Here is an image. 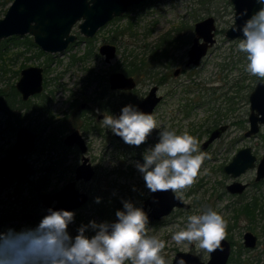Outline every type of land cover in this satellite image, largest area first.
Masks as SVG:
<instances>
[{
    "label": "rangeland",
    "instance_id": "obj_1",
    "mask_svg": "<svg viewBox=\"0 0 264 264\" xmlns=\"http://www.w3.org/2000/svg\"><path fill=\"white\" fill-rule=\"evenodd\" d=\"M8 1L0 0V18L13 0L6 6ZM206 16L216 19V42L201 64L191 67V78L187 76L189 73L170 76L166 86L170 94L155 118L161 127H169L177 133L187 131L198 139L199 146L206 138L205 130L213 128L218 121L228 123L229 128L207 152L204 151L210 154L211 159L203 162L196 183L184 192V200L191 205L189 211L174 209L159 223L149 221V234L166 242L164 253L168 264H171L177 252H192L206 262L209 254L198 252L195 245H177L171 235L186 224L189 215L212 208L227 221L225 239L231 243L227 264H264V211L259 212L257 209L264 203V183L259 187L250 185L240 195L232 194L225 187L233 178L222 167L231 160L237 149L245 146H249L258 158L264 154V125L255 137L243 136L248 128L251 76L245 71V54L237 50L240 39L229 40L224 36V31L233 22L229 0H147L129 6L124 14L110 20L90 38L82 36L78 24H75L71 32L77 39L61 53H41L37 45L36 48L24 50L20 45L18 52L21 51V54L12 58V51L4 54L5 60L2 63L5 69L4 73L0 71V88L7 91L9 85H14L19 77L15 72L19 73L25 66H40L43 69V80H46L43 91L28 100V104H35L36 107L43 104V107H21L15 115L17 120H21L18 122L21 125L17 124L16 129L26 126L37 136L38 141L34 150L28 154L27 161L35 170L32 180L43 173L49 175V184L40 191L42 194L54 193L66 182L73 180L74 171L71 168L80 163L79 151L72 147L62 148V141L59 140L76 128L85 139L86 155L95 175L90 181H76V187L86 192L91 200L73 211L74 221L68 225L71 236L76 235L81 224L87 225L90 220L99 223L115 218L113 215L107 219L97 213L105 206L108 208L109 203L122 209L121 201L126 199L142 207L143 200L150 192L135 164L143 163V153L158 139V130H154L146 143L139 147L118 142L110 129L102 127L101 120L104 114L113 115L114 111H121L123 106L129 105L127 100L119 93H112L109 97L117 104V108L111 113L95 107L89 100L103 91L107 84L104 76H108L113 67L122 71L125 60H135L136 57L151 62L152 52L160 49L158 46L165 41L163 38L173 39L177 35L178 43L171 48L175 59L171 71L183 67L190 46V34L193 37L194 23ZM174 28L180 29L176 32ZM110 42L116 46L117 51L111 62L106 63L98 50L102 44ZM148 82L144 80V84ZM255 83L253 81L251 87ZM138 90L141 93L144 91L141 87ZM186 101L191 103L187 116L184 115ZM5 119L6 116L0 112V158L7 153L15 139V136L1 132L5 127ZM85 119H91L96 130L82 131L79 125ZM51 120H62L68 129L62 135L55 136ZM48 135L51 138L48 139ZM231 139L236 141L233 146ZM60 168L64 169L62 173L58 171ZM254 175V170H248L237 180L242 183L252 182ZM3 179L0 174V230L25 228L2 223L1 219L8 214L17 215L16 220H22L24 214L30 213L31 223L37 225L46 210L41 200L35 207L27 205L26 208L23 200L31 197L26 190L27 185H18L15 178ZM255 188H261L263 203H257L256 209L252 212L250 208L251 212L247 214L244 211L246 205L251 206L253 195L259 192ZM96 197H100L99 203ZM144 211L147 214V210ZM253 214L254 219L250 216ZM246 231L252 232L257 238L253 248L243 245V234ZM86 234L91 236L94 233L88 231Z\"/></svg>",
    "mask_w": 264,
    "mask_h": 264
},
{
    "label": "clouds",
    "instance_id": "obj_2",
    "mask_svg": "<svg viewBox=\"0 0 264 264\" xmlns=\"http://www.w3.org/2000/svg\"><path fill=\"white\" fill-rule=\"evenodd\" d=\"M251 15L247 9L242 24L232 30L242 33L237 50L245 54V71L264 81V0ZM99 112V110H97ZM102 127L122 138L124 143L139 147L157 131V142L143 153V163L135 167L151 193L171 192L176 200H184V192L197 181L203 162L211 159L202 152L199 141L187 131L177 133L161 127L155 116L133 105H125L120 114H104ZM100 202V197L95 198ZM112 222L90 220L81 224L75 236L68 232L74 212L47 209L34 227L0 230V264H168L166 242L149 234V218L142 207L122 200ZM155 202V201H154ZM227 221L212 208L189 215L183 227L174 231L177 245H195L198 252L212 254L223 251ZM94 234L89 236L86 232ZM183 264V261L180 262Z\"/></svg>",
    "mask_w": 264,
    "mask_h": 264
},
{
    "label": "water",
    "instance_id": "obj_3",
    "mask_svg": "<svg viewBox=\"0 0 264 264\" xmlns=\"http://www.w3.org/2000/svg\"><path fill=\"white\" fill-rule=\"evenodd\" d=\"M144 0H13L3 17L0 18V41L10 36L30 35L33 42L44 52L49 54L61 53L66 47L77 39L72 28L78 24L79 33L85 38L94 36L98 29L107 24L114 17L121 16L129 6L137 5ZM233 9V23L225 31L227 39H241L242 33L232 30V25L242 24L246 17H240V13L247 9L248 14L260 7L255 0H229ZM214 19L209 16L197 22L194 26L195 37L188 51V64L198 65L200 59L206 54L207 49L214 43L213 30ZM203 41L200 42L199 39ZM99 54L104 56L106 62L114 58L116 47L111 44H103L99 47ZM110 88L133 87V81L120 72H113L109 76ZM16 90L22 100L39 93L42 90V68L29 66L20 70V77L15 83ZM250 113L248 116L249 130L245 136L255 134L260 124H264V82H258L249 95ZM157 98L154 97V89L138 105L137 109L151 113ZM119 115V114H118ZM116 115V116H118ZM225 126L212 131L209 138L202 144L204 149L207 145L220 136ZM117 138L121 137L115 135ZM34 135L28 129L21 127L9 153L0 159V174L3 177L16 176L18 181L25 180L33 169L28 165L26 154L33 147ZM64 144H76L82 152L81 163L76 168L75 178L89 180L93 175L88 158L84 156L86 145L77 130L67 135ZM255 157L250 148L239 150L232 160L224 167V171L232 177H237L248 168L254 166ZM264 177V158L260 161L256 172V181ZM244 184L233 182L227 186L230 193H241ZM56 203L51 206L53 201ZM87 201V195L75 189L74 182L67 183L60 191L53 195L46 194L43 204L53 210L72 211ZM155 201V202H154ZM150 205L149 220H159L167 216L174 208L187 209L189 205L181 200L173 198L169 192L151 193L144 202L143 208ZM47 214V212H46ZM199 214V213H198ZM115 219L109 221L112 222ZM243 244L247 248L256 245V236L247 231L243 235ZM223 251H215L204 262L190 252H177L171 264H227L231 252V244L225 239L222 242Z\"/></svg>",
    "mask_w": 264,
    "mask_h": 264
},
{
    "label": "flooded vegetation",
    "instance_id": "obj_4",
    "mask_svg": "<svg viewBox=\"0 0 264 264\" xmlns=\"http://www.w3.org/2000/svg\"><path fill=\"white\" fill-rule=\"evenodd\" d=\"M144 1H147V0H144ZM143 2V1H142ZM141 3V2H140ZM231 4V3H230ZM233 10V9H232ZM233 15H234V13H233ZM207 17H209V16H206L205 18H207ZM211 17H213V16H211ZM204 18H202V19H200V20H198V21H196L195 23H194V26H195V24L197 23V22H199V21H201V20H203ZM213 19H214V25H215V29L213 30V38H214V43L211 45V46H209L208 47V49H207V52H206V54L200 59V62H199V64L198 65H196V66H194V65H192L191 63L190 64H188V51H189V49L191 48V46H192V44H193V39H194V37H195V32H194V26H193V37H192V35L190 34V36H189V38L191 39V41H190V46H189V48L187 49V51H186V61H185V63H184V66L183 67H177L176 69H174L173 71H171V69H172V66L174 65V61H175V59H174V54H173V51H171L172 49V46H174L175 45V43H178V37H177V35L175 36L176 38H173V39H170V38H163V40H165V41H163V44L162 45H159L158 47H160V49H158L157 48V50H154L153 52H152V55H151V58H150V61L151 62H147V60H145L144 58H135V60H130V61H128V59L127 60H125V64H124V66L122 67V71H118V70H115L114 68L115 67H113V71H111L109 74H108V76L106 75V76H104V78H105V82H107V84L105 85V87H104V89H103V91L102 92H100L99 93V95H97V96H95V97H93V98H91V100H89L95 107H98L99 109H101V110H104V111H106V112H108V113H111V112H113V110H115L116 108H117V104H115V102H113V101H111V98L109 97L112 93H119L122 97H124V99L125 100H127V103H129L130 105H133V106H135L136 108L138 107V105L144 100V98L149 94V92L152 90V89H154V97L155 98H157V102H156V104L154 105V107H153V109H152V112H151V114H153L154 116H156L157 114H158V109L160 108V106L161 105H163L164 103L163 102H165V99H167L168 98V96H169V94H170V90H168V87H166L167 86V84L169 83V81H170V76L172 75V76H178L179 74H188L189 72H190V70H191V67H197V66H199L200 64H201V61H202V59L205 57V56H207V54L209 53V51H210V49L214 46V44H215V42H216V30H217V28H216V19L213 17ZM233 23V22H232ZM231 23V24H232ZM230 24V25H231ZM230 27V26H229ZM228 27V28H229ZM227 28V29H228ZM179 29L180 28H174V31H176V32H178L179 31ZM226 29V30H227ZM225 30V31H226ZM225 31H224V36H225ZM172 33V32H171ZM167 36H169V35H167ZM166 36V37H167ZM226 38V37H225ZM227 39V38H226ZM229 40H235V39H229ZM189 39L187 40V45L189 44ZM199 41L200 42H202L203 41V39L202 38H200L199 39ZM104 44H111V45H114V44H112L111 42L110 43H104ZM103 45V44H102ZM115 46V45H114ZM116 47V46H115ZM116 51H117V48H116ZM103 56V55H102ZM115 56H116V52H115ZM114 56V57H115ZM104 57V56H103ZM105 60V59H104ZM112 60V59H111ZM111 60H110V62H111ZM106 62V61H105ZM110 62H106V63H110ZM26 67H29V66H25V67H23V68H26ZM38 67H40V66H38ZM22 68V69H23ZM21 70V69H20ZM20 70H19V73H15V75L16 74H18V76L20 77ZM113 72H120V73H122L125 77H129V78H131L132 79V81H133V87L132 88H130V89H126V88H117V89H112V88H110V82H109V76H110V74L111 73H113ZM14 75V74H13ZM191 74L189 73L187 76L188 77H190L191 78V76H190ZM18 77V78H19ZM255 79H253L252 78V76H251V81H250V84H249V89H251L250 90V92L248 93V102H249V112H248V115H247V122H248V128L246 129V131L244 132V134H243V136L244 137H247V138H249V137H255L256 136V134L260 131V127L261 126H263L264 124H260L259 125V129H258V131L255 133V134H252V135H249V136H245V133L249 130V127H250V125H249V121H248V116H249V113H250V101H249V95H250V93L254 90V88H255V86L257 85V83L258 82H264V81H260V80H258L256 77H254ZM149 80L150 82H148L147 84H144V80ZM256 82L255 83V85L254 86H252L251 87V85H252V82ZM16 83V82H15ZM46 86V80H43V69H42V90L39 92V93H36V94H33V95H31V96H29L26 100H22V98H21V95H20V93L16 90V88H15V84L13 85V87H14V89L17 91V93H18V95L20 96V99H21V101L22 102H24V103H26L27 105H25V106H22L23 108H21V109H24V107L25 108H33V107H35V108H38V109H40V108H42L43 107V104H42V106H40V107H36L35 106V104L33 105L32 103H29L28 104V100H30V98L31 97H33V96H37L38 94H40L42 91H43V88ZM143 88L144 89V91L141 93V91H139L138 89L139 88ZM127 105V104H126ZM29 106H31V107H29ZM191 106V103H189V101L187 102L186 101V103L184 104V108L186 109V111L184 112V115L185 116H187L188 114H189V111L188 110H190V107ZM20 109V110H21ZM19 110V109H18ZM18 110H16L15 108H13L12 110H9L8 111V113H4V112H1L2 114H4L5 116H6V119H5V127L3 128V130L1 131V132H4V133H8L9 135H12L13 137L15 136V139H14V142H15V140H16V134H17V132H18V130L21 128V127H24V128H26V129H28V131L30 132V133H32L33 135H34V140H33V147H32V149L30 150V152L29 153H31L33 150H34V148H35V146H36V142L38 141V139H37V136H36V134L33 132V131H31L28 127H26V126H20L18 129H15V131L13 132V133H11L10 132V130L13 128V127H16L17 126V124H19V125H21L20 123H18L19 121H21V120H17V118H15V115H17V111ZM118 114H120V111H114V113H113V115L114 116H116V115H118ZM20 116V115H19ZM20 117H22V115L20 116ZM22 119H23V117H22ZM17 121V122H16ZM53 121V123H51ZM50 123H51V128H52V132L55 134V136L56 135H62L63 133H64V131H66L67 129H68V127H66L64 130L62 129V127L60 126L61 124H62V120H59V121H57V120H51L50 121ZM233 124V123H232ZM50 125V124H49ZM48 125V126H49ZM94 124H93V122H92V120L91 119H85L84 121H81V123H80V125H79V128L83 131H85V129L86 130H90V129H94V130H96V128L93 126ZM222 126H225V130L224 131H222V133L220 134V136L219 137H217L216 139H214L213 141H211L208 145H207V147H205L204 149H202L201 148V146H202V144L209 138V136H210V134L212 133V131H214L215 129H217V128H219V127H222ZM228 128H229V124L228 123H222L221 121H218L217 122V124H215L214 126H213V128H211V129H207V130H205V134H206V138L201 142V144H200V149L204 152V151H206L207 149L209 150V148L215 143V141L216 140H219L223 135H224V133L228 130ZM75 130H77L78 132H79V134L81 135V137L83 138V140H84V143H85V145H86V142H85V139H84V137H83V135H82V133L80 132V130L79 129H73L72 131H70L69 133H67L65 136H64V138L63 139H60L59 141H62V145H60L62 148H65V147H68V148H70V147H72V148H74L75 150H77V151H79V153H80V163H81V158H82V152L80 151V149H79V147L76 145V144H74V145H66V144H64V139L66 138V136L67 135H69V134H71L73 131H75ZM48 137V139L49 138H51V136L50 135H48L47 136ZM113 137L118 141V142H120V143H124V141L123 140H121V139H119V138H117L116 136H115V134L113 133ZM13 142V143H14ZM230 142H231V146H233L234 145V142H236L235 140H233V139H231L230 140ZM13 143H12V145H13ZM12 145L8 148V150H7V153L5 154V155H7L8 153H9V151H10V149H11V147H12ZM250 148L249 146H245V147H242V148H239V149H237L236 150V152H235V154L232 156V158L236 155V153L239 151V150H241V149H243V148ZM225 148H227V146H225ZM207 150V151H208ZM206 151V152H207ZM86 152H87V145H86V151H85V153H84V156L85 157H87L88 158V156L86 155ZM250 152H251V154L255 157V160H254V166L252 167V168H248L245 172H243L242 174H244V173H246L248 170H254V179H253V181L251 182H245V183H242V182H240V181H238L237 180V178H239L242 174H240L239 176H237V177H232L230 174H229V176H231L232 178H233V180H232V182L231 183H233V182H239V183H241V184H244L245 185V188L243 189V191L241 192V193H232V194H237V195H240V194H242L244 191H245V189L246 188H248L250 185L251 186H254V187H259L260 185H262L263 183H264V177H262L260 180H258V181H256V172H257V167H258V164L260 163V161L262 160V158H264V154L260 157V158H258L254 153H253V151H252V149L250 148ZM28 153V154H29ZM28 154H26V158L28 159ZM4 155V156H5ZM4 156H2L1 158H3ZM0 158V159H1ZM232 158H231V160H232ZM230 160V161H231ZM229 161V162H230ZM228 162V163H229ZM27 163H28V161H27ZM79 163V164H80ZM88 163H89V158H88ZM227 163V164H228ZM78 164V165H79ZM90 164V163H89ZM226 164V165H227ZM28 165L30 166V164L28 163ZM78 165H76L74 168L72 167L71 168V171H72V169H73V171H74V179L73 180H70V181H68V182H66L61 188H59L57 191H55L54 193H45V194H42L40 191H42L44 188H46L47 187V185L49 184V175L47 174V173H43V174H41L37 179H35V180H32V176L34 175V173H35V170H34V168L32 167V166H30L32 169H33V172L31 173V174H29L28 175V177L25 179V180H23V181H18V178L16 177V176H13V177H3L4 179L6 178V179H12V178H15V180H16V182H17V184L18 185H20V186H22V185H27V187H26V190L28 191V193H30V195H31V197L28 199V200H23V203L24 202H26L27 204H28V202H30V204H28V206L29 207H35L37 204H39V200H41V204L43 205V206H45L46 207V210H45V215H46V212H47V206L46 205H44L43 204V197L46 195V194H49V195H53V194H55L56 192H58V191H60L67 183H69V182H74V185H75V189L76 190H78V191H81V192H83V193H85L86 195H87V201L85 202V203H83L81 206H79V207H77V208H75L74 210H77V209H79L80 207H82V206H84L88 201H90L91 200V197L86 193V192H84V191H82V190H80V189H78L77 187H76V181H85V180H83L82 178H80V179H76L75 178V176H76V168H77V166ZM226 165H224V166H222L223 167V171H224V167L226 166ZM91 166V165H90ZM91 169H92V171H93V175L91 176V178L89 179V180H86V181H90V180H92V178L94 177V175H95V170L92 168V166H91ZM64 169L63 168H60V169H58V171H60V173H62V171H63ZM225 172V171H224ZM47 174V175H46ZM227 174V173H226ZM231 183H229V184H231ZM229 184H227L226 185V190L228 191V189H227V186L229 185ZM255 189H259L258 191V193L255 195H253V200H252V202H251V206H252V208L254 209H256V207L258 206V204L257 203H260V204H262L263 202H262V200H261V197H263V195H262V193H261V191H260V189L261 188H255ZM229 192V191H228ZM151 195V192L149 193V195L143 200V202H142V208H143V204H144V202L149 198V196ZM184 202H186L185 200H183ZM263 201H264V199H263ZM56 203V201L54 200L53 202H52V204H51V206H53L54 204ZM187 203V202H186ZM33 204V205H32ZM188 205H189V207L187 208V209H183V208H174V209H178V210H184V211H189V209L191 208V205L189 204V203H187ZM263 205H264V203L262 204V207H263ZM261 206H258V211L259 210H262V211H264V207L262 208ZM144 210H147V215L149 214V212H150V205L149 204H147L146 205V207L145 208H143ZM173 209V210H174ZM252 209V210H253ZM74 210H72V211H74ZM172 210V211H173ZM171 211V212H172ZM254 211V210H253ZM262 211H259V212H262ZM170 212V213H171ZM200 213V212H199ZM258 213V212H257ZM196 214H198V213H196ZM11 215H14V214H11ZM99 215V214H98ZM170 215V214H169ZM44 216V214L41 216V218ZM168 216V215H167ZM167 216H163V217H161L159 220H149L150 222H152V223H159V222H161L162 221V219L163 218H165V217H167ZM251 216H253V219H254V214L253 215H251ZM17 215H15V217L13 218V219H10V220H4V221H2V223H4L5 222V224H7V225H14V226H18V227H33V225H32V223H31V220L30 219H32V216H31V214L30 213H28V214H24L21 218H22V220H16L17 219ZM40 218V219H41ZM40 219H39V221H40ZM113 219H116V217L115 218H113ZM113 219H111V220H113ZM252 219V220H253ZM111 220H109V221H111ZM108 221V222H109ZM25 222V223H24ZM2 225V224H1ZM247 232V231H246ZM250 232V231H249ZM252 233V232H251ZM253 234V233H252ZM244 235V234H243ZM254 235V234H253ZM255 236V235H254ZM256 241H257V238H256ZM230 242V241H229ZM231 244V243H230ZM257 244V243H256ZM244 245V244H243ZM256 246V245H255ZM190 253H192V252H190ZM172 263V262H171Z\"/></svg>",
    "mask_w": 264,
    "mask_h": 264
},
{
    "label": "trees",
    "instance_id": "obj_5",
    "mask_svg": "<svg viewBox=\"0 0 264 264\" xmlns=\"http://www.w3.org/2000/svg\"><path fill=\"white\" fill-rule=\"evenodd\" d=\"M10 2H11V0L8 1L6 6ZM20 45L24 47L23 48L24 50L37 47L36 44L33 42L32 37L29 35H25L22 37L21 36H10V37L0 41V71L1 72L4 73V69H5V65L2 63V61L5 60L4 54L7 53L8 51H12L11 58L18 55V54H21L22 53L21 51L18 52V47ZM13 49H16V50H13ZM38 51L42 53V50L39 49ZM12 73L14 74V72H12ZM15 73H17V71ZM252 78L255 79L253 76H252ZM25 105H26V103L21 101V99L19 98V95H18L17 91L14 89L13 85H9V88L7 91H5L4 88H0V112L8 113V111L12 110L13 108L18 110L22 106H25ZM60 126L62 127L63 130L67 127V125L64 124L63 122ZM15 129H16V127H13L10 130V132L13 133L15 131ZM27 205L28 204L26 202H24L23 206H25L27 208ZM250 208L253 209L252 206L246 205V208L244 210L245 213L249 214L251 212ZM117 209H121V208L117 207L113 203H109L108 208H106V206H105L102 209H99V211H97V213L100 216L106 217L107 219H109L111 216L115 215V211ZM253 210H255V208ZM253 210H252V212H253ZM14 217H15V215L8 214L3 219H1V221L10 220V219H13ZM33 227H34V225H33Z\"/></svg>",
    "mask_w": 264,
    "mask_h": 264
}]
</instances>
